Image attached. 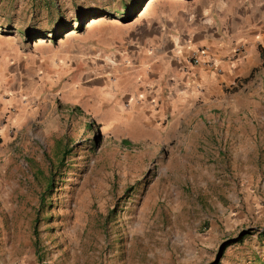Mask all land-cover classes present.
<instances>
[{
  "label": "rangeland",
  "instance_id": "rangeland-1",
  "mask_svg": "<svg viewBox=\"0 0 264 264\" xmlns=\"http://www.w3.org/2000/svg\"><path fill=\"white\" fill-rule=\"evenodd\" d=\"M220 32L264 39V0H0V264H264V47L176 114L157 75Z\"/></svg>",
  "mask_w": 264,
  "mask_h": 264
},
{
  "label": "crops",
  "instance_id": "crops-1",
  "mask_svg": "<svg viewBox=\"0 0 264 264\" xmlns=\"http://www.w3.org/2000/svg\"><path fill=\"white\" fill-rule=\"evenodd\" d=\"M207 8V10L210 9ZM205 10V8H202L201 12ZM201 12L200 9L195 8L192 14L199 16ZM164 38L168 50L165 54V64L160 67L162 71L157 75H160L163 81H174L180 86V96L177 94L176 96L172 95L170 100L166 98L163 102L169 115L176 114V111L179 110L178 105H181V107H184L187 103L193 105V102L198 100L207 101L210 100V97L221 94L223 87L225 88L227 84L232 83L235 79L247 75L257 65L261 51L258 47H264L263 38L257 37L252 38L254 40H246L237 37L226 40L221 32L220 34L216 33L209 40L194 38L188 33L182 34L181 37L165 35ZM255 48L257 49L256 52ZM252 51L256 53L255 57ZM252 57L256 58V63L252 61ZM154 76L150 74V77ZM173 92L177 93L174 89ZM131 97L132 95L127 93L121 97L122 99H116L115 97L113 101L120 105L122 100L130 101ZM144 97L142 99L144 104H140L139 107L134 104V108H137L136 114L150 117L153 115L151 105L153 98ZM103 102L107 103L105 100ZM183 109L181 108L180 112H184ZM155 111L158 116L163 113L160 108ZM115 120L114 118L110 119V125L115 123Z\"/></svg>",
  "mask_w": 264,
  "mask_h": 264
},
{
  "label": "trees",
  "instance_id": "trees-1",
  "mask_svg": "<svg viewBox=\"0 0 264 264\" xmlns=\"http://www.w3.org/2000/svg\"><path fill=\"white\" fill-rule=\"evenodd\" d=\"M254 69L255 68H253L249 72L248 76L252 73V71H254ZM88 126H90V124H88ZM122 141L125 142L126 140H122ZM69 151H70V148H65V147L62 148V151H59V163H61L62 159L69 153ZM50 187H51V179H50V177H47L46 178V184H45L46 191H48L50 189ZM43 203H44V197H43V195H41L39 198V204L42 205Z\"/></svg>",
  "mask_w": 264,
  "mask_h": 264
}]
</instances>
